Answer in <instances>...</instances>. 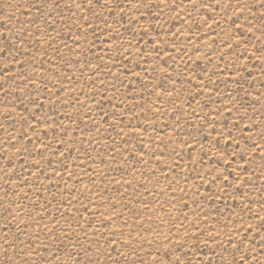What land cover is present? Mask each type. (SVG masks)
<instances>
[{"label": "rangeland", "instance_id": "1", "mask_svg": "<svg viewBox=\"0 0 264 264\" xmlns=\"http://www.w3.org/2000/svg\"><path fill=\"white\" fill-rule=\"evenodd\" d=\"M0 264H264V0H0Z\"/></svg>", "mask_w": 264, "mask_h": 264}]
</instances>
